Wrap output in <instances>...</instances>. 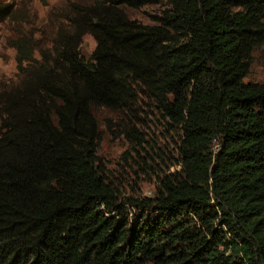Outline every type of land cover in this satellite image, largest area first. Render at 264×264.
<instances>
[{
  "label": "trees",
  "instance_id": "trees-1",
  "mask_svg": "<svg viewBox=\"0 0 264 264\" xmlns=\"http://www.w3.org/2000/svg\"><path fill=\"white\" fill-rule=\"evenodd\" d=\"M147 6H163L152 24L126 14ZM56 17L17 40L0 91V264H264V82H245L264 0H75ZM98 109L150 151L151 117L176 133L153 197L122 199Z\"/></svg>",
  "mask_w": 264,
  "mask_h": 264
},
{
  "label": "rangeland",
  "instance_id": "rangeland-1",
  "mask_svg": "<svg viewBox=\"0 0 264 264\" xmlns=\"http://www.w3.org/2000/svg\"><path fill=\"white\" fill-rule=\"evenodd\" d=\"M73 1L75 0H49L46 7L38 0H0V7L8 8L11 12L6 18L0 16V91L16 83L17 40L26 37L30 41H36L43 32L48 36L54 34L62 21L56 14L67 10L69 3ZM161 9L163 6L126 9V14L133 20L152 24V17L159 14ZM95 45L91 36H85L82 54L89 57ZM245 82H264V45L254 52L251 70ZM95 115L102 133L99 156L111 180L116 184L115 187L122 194V199L153 197L158 177L178 170L170 156L173 150L168 149V146H173L170 137L177 138L176 133L164 124H159L157 117H151L152 124L146 131L147 140L153 147L150 151L147 146L139 147L120 134V130L115 127L120 115L106 109L96 110ZM142 158L147 160L150 169L142 164Z\"/></svg>",
  "mask_w": 264,
  "mask_h": 264
}]
</instances>
